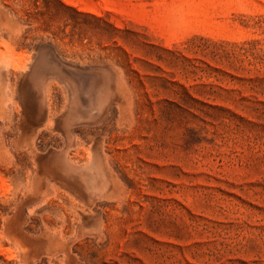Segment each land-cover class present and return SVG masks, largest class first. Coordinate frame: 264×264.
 <instances>
[{
    "label": "rangeland",
    "instance_id": "1",
    "mask_svg": "<svg viewBox=\"0 0 264 264\" xmlns=\"http://www.w3.org/2000/svg\"><path fill=\"white\" fill-rule=\"evenodd\" d=\"M0 264H264V0H0Z\"/></svg>",
    "mask_w": 264,
    "mask_h": 264
}]
</instances>
